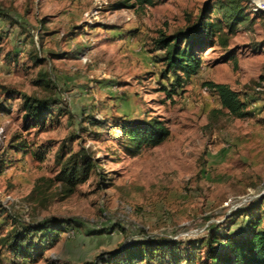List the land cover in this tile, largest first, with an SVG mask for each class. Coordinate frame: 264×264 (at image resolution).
<instances>
[{
  "label": "rangeland",
  "instance_id": "obj_1",
  "mask_svg": "<svg viewBox=\"0 0 264 264\" xmlns=\"http://www.w3.org/2000/svg\"><path fill=\"white\" fill-rule=\"evenodd\" d=\"M154 1L124 8L126 0H0L8 17L0 20V203L10 198L0 237L15 222H76L35 264H104L146 240H205L210 225L235 232L245 219L233 214L264 196V14L228 37V47L205 52L199 73L169 97L153 41L185 28L208 0ZM206 82L240 92L253 116L217 114ZM4 87L56 101L47 128L24 127L21 102L6 100ZM142 119L166 122L171 136L131 158L119 124ZM71 135V148L88 149L100 175L68 199L55 185L47 198L28 200L39 178L59 171L56 151ZM0 264L25 263L0 251Z\"/></svg>",
  "mask_w": 264,
  "mask_h": 264
},
{
  "label": "trees",
  "instance_id": "obj_2",
  "mask_svg": "<svg viewBox=\"0 0 264 264\" xmlns=\"http://www.w3.org/2000/svg\"><path fill=\"white\" fill-rule=\"evenodd\" d=\"M136 4L152 6L155 1L126 0L121 6L134 8ZM260 14L264 12L258 10L252 0H208L198 16L188 20L185 28L171 34L159 31L153 44L154 51L161 53L156 58L157 63L163 65L160 77L169 82L168 86L163 87V91L169 97L179 95L188 81L202 69L203 54L218 45L228 47V37L251 26L256 20L253 15ZM4 18H8L7 14L0 10V20ZM32 58L36 65L43 62L37 55ZM226 59L233 60L238 65L234 53L229 52ZM204 85L218 96L221 109L215 111L217 114L227 112L237 119L253 116L240 92L228 84L206 82ZM3 92L2 96L8 101L13 98L20 100L19 111L23 114L24 127L38 130L47 128L54 115V107L58 104L56 101L27 95L7 87L3 88ZM260 123L264 125V119ZM119 125L124 134L122 150L131 158L139 156L146 148L161 146L171 136L167 123L158 119L125 121ZM76 140L78 136L71 135L60 144L55 155L59 171L54 178H39L28 200L47 198L48 192L55 185H58L57 194L62 199H68L94 174L100 175L99 161L88 149L81 145L77 151L71 148ZM4 168L0 154V175ZM0 211L7 212L1 203ZM240 218L245 220L235 232L231 231L232 225L220 232L219 226L210 225V234L205 240H146L109 253L104 264H264V196L232 216L234 220ZM75 227L76 222L72 219L15 222L12 229L0 237L1 254L7 252L12 254L16 262L35 264L44 258L46 252L58 246L62 236L69 234ZM104 256L101 255L98 259Z\"/></svg>",
  "mask_w": 264,
  "mask_h": 264
},
{
  "label": "built area",
  "instance_id": "obj_3",
  "mask_svg": "<svg viewBox=\"0 0 264 264\" xmlns=\"http://www.w3.org/2000/svg\"><path fill=\"white\" fill-rule=\"evenodd\" d=\"M253 4H254V6H255L258 10L264 12V0H254V1H253ZM9 199H10V198H8L7 200L3 201V206H4L5 208H7V206H6L5 204L8 202ZM71 234H74V231L70 232V233L68 234V236L70 237Z\"/></svg>",
  "mask_w": 264,
  "mask_h": 264
},
{
  "label": "crops",
  "instance_id": "obj_4",
  "mask_svg": "<svg viewBox=\"0 0 264 264\" xmlns=\"http://www.w3.org/2000/svg\"><path fill=\"white\" fill-rule=\"evenodd\" d=\"M3 256H4V255H3ZM3 256H1V258H2Z\"/></svg>",
  "mask_w": 264,
  "mask_h": 264
}]
</instances>
